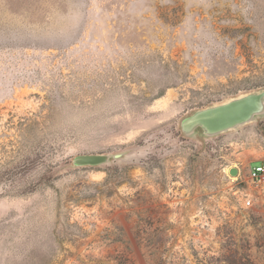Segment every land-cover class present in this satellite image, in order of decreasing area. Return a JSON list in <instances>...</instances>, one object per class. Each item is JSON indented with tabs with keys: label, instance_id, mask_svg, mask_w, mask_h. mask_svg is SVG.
<instances>
[{
	"label": "rangeland",
	"instance_id": "obj_1",
	"mask_svg": "<svg viewBox=\"0 0 264 264\" xmlns=\"http://www.w3.org/2000/svg\"><path fill=\"white\" fill-rule=\"evenodd\" d=\"M262 88L264 0H0V264H264V119L180 130Z\"/></svg>",
	"mask_w": 264,
	"mask_h": 264
},
{
	"label": "water",
	"instance_id": "obj_2",
	"mask_svg": "<svg viewBox=\"0 0 264 264\" xmlns=\"http://www.w3.org/2000/svg\"><path fill=\"white\" fill-rule=\"evenodd\" d=\"M261 119H264V88L196 110L181 120L180 130L185 138L208 140L237 131ZM126 156L127 152L81 154L73 158L72 168L101 167ZM229 174L237 176L238 170L231 168Z\"/></svg>",
	"mask_w": 264,
	"mask_h": 264
},
{
	"label": "built area",
	"instance_id": "obj_3",
	"mask_svg": "<svg viewBox=\"0 0 264 264\" xmlns=\"http://www.w3.org/2000/svg\"><path fill=\"white\" fill-rule=\"evenodd\" d=\"M250 178L253 182L264 184V165L253 166L249 171ZM251 204V200H247V205Z\"/></svg>",
	"mask_w": 264,
	"mask_h": 264
}]
</instances>
